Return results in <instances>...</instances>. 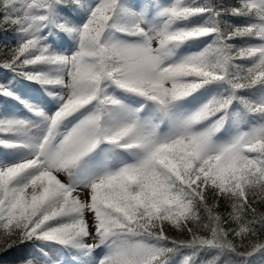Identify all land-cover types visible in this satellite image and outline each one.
I'll return each instance as SVG.
<instances>
[{
    "label": "snow or ice",
    "instance_id": "obj_1",
    "mask_svg": "<svg viewBox=\"0 0 264 264\" xmlns=\"http://www.w3.org/2000/svg\"><path fill=\"white\" fill-rule=\"evenodd\" d=\"M0 34V264H264V0H0Z\"/></svg>",
    "mask_w": 264,
    "mask_h": 264
},
{
    "label": "trees",
    "instance_id": "obj_2",
    "mask_svg": "<svg viewBox=\"0 0 264 264\" xmlns=\"http://www.w3.org/2000/svg\"><path fill=\"white\" fill-rule=\"evenodd\" d=\"M0 35H2V34H0ZM3 38H4V39H7L6 36H4ZM15 255H16L15 253H10L9 256L5 257V259H11V258H14Z\"/></svg>",
    "mask_w": 264,
    "mask_h": 264
}]
</instances>
